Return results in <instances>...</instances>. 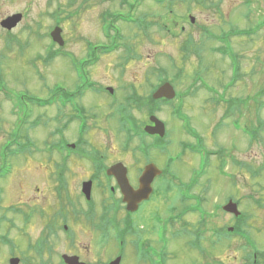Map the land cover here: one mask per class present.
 Wrapping results in <instances>:
<instances>
[{
    "label": "rangeland",
    "instance_id": "rangeland-1",
    "mask_svg": "<svg viewBox=\"0 0 264 264\" xmlns=\"http://www.w3.org/2000/svg\"><path fill=\"white\" fill-rule=\"evenodd\" d=\"M58 1L62 5L59 15L61 22L58 26L62 28L64 38L68 40L67 48L76 50L80 55H83L84 48L81 45L86 39L107 43L110 38H116L113 35L114 30H121L122 34L117 40L121 47L90 68L92 80L114 88L113 96L92 94V100L95 102L92 103L89 96L82 100L88 108L93 106L94 111L98 113L96 120L90 121L93 131L88 137L92 142L99 145L97 147L102 146L101 149L105 151H111L113 156H124L126 160L132 153L137 152L140 140L134 138L128 144L127 134L118 129L120 104H126L123 97L131 95L133 89L142 96L140 107L133 103L129 109L136 120L144 123L149 119V115L154 113L166 124V138L145 136L141 149L144 151L147 145L154 141L162 145L164 150H152L153 160L161 167L169 164L167 169L173 173L170 177L174 182L172 187L159 190L150 202L145 203V219L154 214L155 220H161L162 223L159 224L164 225L170 217L169 209L172 206L175 207L177 216L184 209L191 214L200 208L203 196H208L212 188L218 187L216 180L209 177L216 172L218 163L220 162L222 167L227 156L234 150L233 140L240 143L239 148L237 147L240 164L243 163L242 155L247 150L249 163L253 167L264 165V105L259 104L264 101V0H204L203 6L192 3V0H185L186 3H183V0H163V4L154 0H143L135 9H131L127 4L129 0ZM24 3V0H20L15 9H23ZM130 3L134 4L135 0H130ZM29 6L31 9L28 22L23 24L18 34L20 38L29 39L30 43L22 40L21 43L10 47L0 44V87L5 89V93H12L16 97H22L28 90L31 95L48 96V89L45 87H54L56 82L67 88L74 87L73 65L70 59L48 53V46L51 45L49 29L54 26L56 20L53 12L58 7L55 0H29ZM104 11L109 12L107 22L112 23L114 28L109 30L108 36L103 28L101 30V14ZM120 13L124 14L123 19L118 18ZM192 17L195 18L194 21ZM37 19L43 22L42 30L47 32V37L32 42L36 37L31 30ZM149 22L153 23L152 27ZM163 25L168 26L170 32L163 30ZM220 33L222 40H216L215 35ZM225 51L238 56L237 65H240V68L237 77L234 74L232 58L225 55ZM163 81H168L175 87L177 97L169 104L159 101L158 104L151 103L150 106V92ZM115 97L118 99L113 103ZM98 103L100 106L94 107V104ZM13 108L11 100L0 92V158L4 156L3 150L10 139L9 134L15 118L11 113ZM19 110L22 111L23 106H19ZM224 111L231 113L226 119H223ZM47 113L46 111L44 116ZM45 119L48 120V116ZM247 125L250 134L245 128ZM56 126L51 121L49 125L39 126L31 132L41 148L45 139L50 141L48 145L55 143ZM75 127L76 124L72 123L67 129L64 128V135L66 133L70 141L76 140ZM199 136L203 139L202 145L209 150L218 144L222 146L218 147L217 155L221 157V161L211 160L205 183L200 185L203 196L197 191H192L195 178L201 175V162L198 154L189 150L200 144ZM250 137H254V144L250 149H246V145L243 146L242 143ZM35 157L38 155L31 158ZM15 162L18 164L19 159H15ZM21 163L18 164L19 171L13 177L15 190L8 203L20 207L19 214L25 215L24 206L29 202L41 206L51 201L45 200L51 182L43 177V173L41 178L44 180L35 178L40 175L35 168L43 165H27L24 161ZM50 168L45 167V171L49 172ZM138 173L137 170L133 172L134 175ZM243 175L244 171L239 170V195L246 182H258L264 186V171L258 178H252L253 180L250 176L243 178ZM31 177L34 179L30 180ZM77 178L79 180L80 176ZM7 183V179L1 180L3 189L7 187ZM253 191L255 199L260 197L264 201V189ZM71 194L74 192L71 191ZM6 195L5 192L3 197L1 196L4 203H0V216H8L5 207L8 204ZM183 197L188 198L187 201ZM243 208L249 210L253 218L257 216L258 211L253 202L246 201ZM259 212L264 211L260 209ZM15 215L17 216V213ZM186 216H179L181 222L174 226L167 222L170 235H174V238L168 241L171 250L176 251L174 264H183L185 254L192 256L194 253L185 247V240L193 238L189 234L185 235ZM252 220L253 225L257 227L249 229L251 235L257 234L256 229L264 231L263 219ZM3 226L6 229L7 225ZM21 229L25 232L23 227ZM22 231L13 230L10 246L2 244L3 240L0 239V264H10L9 259L13 256L20 258L19 264H55L59 261V253L64 247L61 249V245L56 244L54 251L42 258L36 251V247H40L41 243L31 247L30 241L34 239L28 232L21 233ZM36 231L34 235L38 233ZM91 240L92 234L83 236V244ZM119 247L120 240L111 238L107 255L112 257L111 252ZM98 253L99 250L93 244L91 251L85 253L87 262L95 264ZM139 263L137 255L129 250L123 264Z\"/></svg>",
    "mask_w": 264,
    "mask_h": 264
},
{
    "label": "flooded vegetation",
    "instance_id": "flooded-vegetation-1",
    "mask_svg": "<svg viewBox=\"0 0 264 264\" xmlns=\"http://www.w3.org/2000/svg\"><path fill=\"white\" fill-rule=\"evenodd\" d=\"M24 1L23 9L16 10L15 6L20 4V0H0V44L10 47L21 43L22 40L25 43H30L29 39L20 38L18 34L23 24L28 22L31 9L29 0ZM55 4L58 6L53 12L56 21L54 26L49 29L50 32L61 22L59 15L61 14L62 5L58 0H55ZM140 4L141 0H137L134 3L135 8ZM106 13L108 14L107 11H104L101 14V30L103 28L104 33L108 36L107 29L104 27ZM16 15H20V19L16 25H11L9 19L14 18ZM35 25L36 28H34ZM34 26L32 30L30 29L36 37L31 40L32 42H38L47 37V32L42 30L43 22L41 20L37 19V22L35 20ZM26 27L29 28V25ZM67 46L68 40L64 36L63 44L56 43L51 39L48 53L56 57L70 59L73 65L74 87L67 88L56 82L54 87H45V89H48V96L31 95L28 90L21 98H10L12 108L14 107L11 113L15 115L10 131L12 140L23 141L24 146L32 144L35 149L33 151L17 152L8 159V172L0 178V182L7 179L8 185L3 189L0 184V203H4V199L1 198L5 192L8 195L7 203L8 200H11L15 190L13 177L19 171L18 164L22 161L27 165H35L36 163L43 165V167L38 166L35 168L40 173L35 178L44 180L41 178L43 173V177L49 179L51 185L49 186V193L45 195V200L49 199L51 201L48 200L49 203L41 206L29 202L28 205L24 206L25 215L19 214L20 207H15L14 203L9 202L6 204L8 216H0V239L3 240L2 244L11 245L13 230L20 229L22 231L21 228L23 227L25 232H28L34 239V241H30L31 247L34 248V245L41 243L40 247H36V251L40 256H45L47 253L54 251L55 245L58 244L61 245V249L64 247L60 251L61 256L63 254L78 256L81 262L92 264L87 262L85 253L90 252L91 246L95 244L96 249L99 250L95 264H109L119 255L122 256L120 264H123L129 250L140 259L139 264H174L176 251L171 250L168 242L174 238V235H170L167 222L169 221L173 226L174 224L177 225L181 222L179 216L185 217L188 214L187 209H184L177 216L175 215V207L172 206L169 209L170 217L164 225L159 224L162 223L161 220H155L156 216L154 214H150L151 216H147L146 219L144 216L147 214H143V212L145 213V203L150 202L159 190H167L172 187L174 182V179L170 177V174L173 173L167 169L169 164L166 167H161L153 160L152 150L159 148H161L159 150H164V148L154 141L149 146L147 145V148L143 151L141 144L144 140L140 138V150L132 153L126 160L124 156H113L111 151H105L101 149L102 146L97 147L99 145H95L94 141L92 142L91 138L88 137L90 132L93 131V125L90 124V121L96 120L98 113L94 111L93 106L88 108L82 100L84 97L89 96L91 102H95L92 100L91 95H106L109 93L107 90L109 86L98 85L95 87L97 82L91 79L90 68L95 66L96 63L88 64V66L87 63L92 60L99 62L103 57L109 55L110 44L86 39L85 43L81 45L84 48L83 55L72 48H67ZM117 99L118 97L113 99L112 102L116 103ZM98 105L100 106L99 103L94 104V107ZM19 106H23L22 111L19 110ZM39 110L48 113L44 116L45 112H39ZM35 112H39V114L34 115ZM47 116L48 120L45 119ZM51 121L57 125L55 135L57 140L54 144L48 145L50 141L45 139L43 140L45 144L41 148V145L33 139L31 132L37 130L39 126L49 125ZM123 121V114H120L118 129L126 133ZM72 123L76 124L75 141H70L66 133L64 135V128L67 129L66 127ZM148 124L152 123L149 121L144 126ZM145 135L158 137V135L147 133ZM190 135L193 136L191 132ZM199 138L200 144L194 148H189V150L195 151L201 162V175L195 178L192 191H197L203 196L200 185L205 183L211 160L221 161V157L217 155L219 148L222 146L218 144L209 150L208 147L202 145V137L199 136ZM233 143L235 145L234 150L227 156L225 163L220 167L219 162L214 175L210 174L209 178L216 180L215 183L218 184V187L212 188L208 196H203L200 208L188 214L184 219L185 235L189 234L193 237L185 240V247L194 251V253H192V256L185 254L186 259L183 264H264V231L256 229V235H251L248 232L250 228L257 227L253 225L252 219L264 220V212H259L260 209L264 211V201L260 197L255 199L252 195V193L255 194L253 190L264 189V186L258 182L251 184L246 182L242 187L241 195L238 192L239 170L244 171L243 178L250 176L249 178L252 179L259 176L264 171V167L254 168L249 163V152L247 150L242 155V157L244 156L243 163L240 164L237 153V147L239 148L240 143L234 140ZM244 144L246 149H250L253 138L250 137L242 143L243 146ZM44 148L49 149L45 150ZM34 155H38V157L31 158ZM209 157H211L210 160ZM15 159H19L18 164ZM118 163H123L127 167L128 180L136 190L140 188L141 176L147 165L154 164L159 170L151 182L152 193L148 199L141 201L134 211L128 209L117 176L108 173L109 169ZM45 167H51L50 171L46 172ZM134 170L139 173L134 175ZM76 175L80 176L79 180ZM202 176L203 180H201ZM33 179L34 177L30 178V180ZM88 181L92 182V196L90 199L83 193V185ZM229 187H231L230 190ZM254 187L258 188L254 189ZM71 191L75 195L71 194ZM246 201H251L256 205L258 213L254 218L249 210L243 208ZM233 203H236L241 210L240 215L236 214ZM14 213H17V216ZM3 224L7 225L6 229H4ZM35 230L38 232L36 235H34ZM25 232L22 231L21 233ZM87 233L92 234V240L87 244H83V236ZM120 237L124 238L122 243L125 242V246L111 252L113 255L109 257L107 253L111 238L117 239ZM40 249L44 250L41 251ZM41 264L54 263L43 262ZM55 264L65 263L57 262Z\"/></svg>",
    "mask_w": 264,
    "mask_h": 264
},
{
    "label": "water",
    "instance_id": "water-1",
    "mask_svg": "<svg viewBox=\"0 0 264 264\" xmlns=\"http://www.w3.org/2000/svg\"><path fill=\"white\" fill-rule=\"evenodd\" d=\"M20 15H16L14 18L9 19V23L12 25H16V23L19 21ZM62 29L60 27H56L52 32L53 39L63 44V39L61 36ZM113 91L112 89H110ZM176 92L174 87L169 83H164L161 85L158 90L154 93L153 97L155 99L158 98H169L172 99L175 96ZM151 121L154 123V125H148L145 129L149 133L152 134H159L163 136L165 134V125L163 122H161L156 116H151ZM158 168L154 164H149L146 166L143 175L141 176V184L140 188L138 190H135L129 183L128 177H127V168L122 164H116L113 167H111V170L109 173H113L117 176L119 183L121 185L124 199L128 204V208L131 210H135L138 203L141 202L144 199H147L152 192L151 182L152 179L155 177V175L159 172ZM84 192L87 194L88 197H90L91 193V182L84 183ZM235 212L236 214H239L237 210V205L234 204ZM66 261L69 264H85L81 263L78 260V257L76 256H66ZM19 262L18 259H12V264H17ZM120 258H117L114 262L111 264H119Z\"/></svg>",
    "mask_w": 264,
    "mask_h": 264
},
{
    "label": "trees",
    "instance_id": "trees-1",
    "mask_svg": "<svg viewBox=\"0 0 264 264\" xmlns=\"http://www.w3.org/2000/svg\"><path fill=\"white\" fill-rule=\"evenodd\" d=\"M122 17L124 18V16L122 15ZM148 28V27H147ZM141 98L140 97H138L136 94L135 95H133V96H130V98H129V100H128V102H127V104L126 105H124V112H125V123L126 124H128V123H134V119H133V116H132V113L129 111V109L131 108V105L134 103V104H137V107L139 106L140 107V105H139V103H140V100ZM152 101L153 102H155L153 99H152ZM154 112V111H153ZM135 125V124H134ZM136 132V131H135ZM16 144H18L17 146H16V150L19 152V151H24V148L22 147L23 146V143H16ZM11 145H9L7 148H5L4 150H5V152L7 151V149L10 147ZM13 152V154H15V153H17V152H14V151H12ZM9 155V154H8ZM12 155V154H11Z\"/></svg>",
    "mask_w": 264,
    "mask_h": 264
}]
</instances>
